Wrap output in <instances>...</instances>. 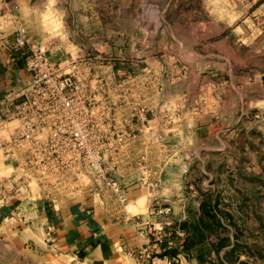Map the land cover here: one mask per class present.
Listing matches in <instances>:
<instances>
[{"label":"rangeland","instance_id":"1","mask_svg":"<svg viewBox=\"0 0 264 264\" xmlns=\"http://www.w3.org/2000/svg\"><path fill=\"white\" fill-rule=\"evenodd\" d=\"M20 1L0 0V28L24 27L45 73L66 83L58 93L55 77L39 80L43 95L85 105L78 116L98 125L93 157L62 137L55 156L41 146L0 157V205L113 199L119 169L146 173L151 162L156 184L160 163L186 165V187L207 204L189 223L185 261L264 264V0ZM134 149L152 157L131 158Z\"/></svg>","mask_w":264,"mask_h":264},{"label":"crops","instance_id":"2","mask_svg":"<svg viewBox=\"0 0 264 264\" xmlns=\"http://www.w3.org/2000/svg\"><path fill=\"white\" fill-rule=\"evenodd\" d=\"M13 31L0 28V99L30 83L25 55L14 50ZM11 125L1 131L6 140ZM145 132L135 141L146 139ZM148 152L134 149L130 157L151 158L153 151ZM0 157L5 159L1 149ZM150 163L146 173L139 167L116 172L127 191L125 206L108 193L69 202L34 197L0 205V264H140L138 256L146 247L157 264L164 259L170 264H195L182 255L189 223L193 217L200 222L206 199L200 189L191 192L186 187V165L175 172L168 163H160L158 182L153 184L146 177L154 170ZM193 171L187 167L190 178Z\"/></svg>","mask_w":264,"mask_h":264},{"label":"built area","instance_id":"3","mask_svg":"<svg viewBox=\"0 0 264 264\" xmlns=\"http://www.w3.org/2000/svg\"><path fill=\"white\" fill-rule=\"evenodd\" d=\"M13 44L14 50L17 52L22 51L25 55L24 65L30 73L29 86L32 91L26 90L25 87L17 93L6 95L3 98L4 100L0 101V149L3 150V156L10 158L19 155L18 152L23 153L26 151L29 154L30 151L27 149L29 147L37 152L36 149H40L41 146L46 148L49 155L55 156L57 155L56 151L52 148H56L55 143L60 141L59 139L62 137L65 139V143L72 141L74 145L83 148V154L93 157L94 153L88 147V143L94 138L92 134L93 127L95 124L98 125V121L78 116L79 110L83 114H88L85 105L52 102L54 96L43 95V90L39 88V80L43 81L45 78L44 82L46 84V78L53 76V72L49 70L45 73L46 70H44L43 65L47 64V57L44 49L32 41L21 25H17L14 29ZM53 77L56 78L55 81L53 80L48 84L54 83L55 92L62 93L65 91L66 83L63 78L61 76ZM47 85L45 89H47ZM42 99H45L46 102H43ZM83 109H85V112H83ZM10 124H12L11 131L8 135L9 138L7 137L8 140H6L1 131L6 125ZM80 128L84 129L86 134L82 135ZM21 149L23 150L20 151ZM67 150H64V152H67ZM40 151L45 153L41 149ZM40 151H38V154ZM43 153H41L42 156H46ZM100 175L105 178L104 173ZM110 187L114 189L118 203L121 206L127 205L128 199L125 188L116 181ZM189 188L192 189V187ZM150 255L151 252L146 247L138 256L140 264H157V258ZM162 262L163 264H170L166 259Z\"/></svg>","mask_w":264,"mask_h":264}]
</instances>
